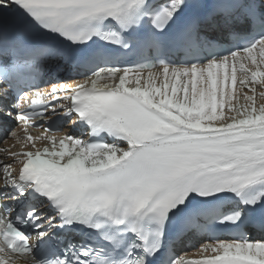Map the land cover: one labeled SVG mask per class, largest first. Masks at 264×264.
<instances>
[{
  "label": "snow or ice",
  "instance_id": "obj_1",
  "mask_svg": "<svg viewBox=\"0 0 264 264\" xmlns=\"http://www.w3.org/2000/svg\"><path fill=\"white\" fill-rule=\"evenodd\" d=\"M0 132V264H264V0H0Z\"/></svg>",
  "mask_w": 264,
  "mask_h": 264
},
{
  "label": "bare ground",
  "instance_id": "obj_2",
  "mask_svg": "<svg viewBox=\"0 0 264 264\" xmlns=\"http://www.w3.org/2000/svg\"><path fill=\"white\" fill-rule=\"evenodd\" d=\"M237 87H238V89H239V81H238V85H237ZM245 91H247V90L245 89ZM237 99H240L239 91L237 92Z\"/></svg>",
  "mask_w": 264,
  "mask_h": 264
},
{
  "label": "rangeland",
  "instance_id": "obj_3",
  "mask_svg": "<svg viewBox=\"0 0 264 264\" xmlns=\"http://www.w3.org/2000/svg\"><path fill=\"white\" fill-rule=\"evenodd\" d=\"M241 102H243V101L241 100Z\"/></svg>",
  "mask_w": 264,
  "mask_h": 264
}]
</instances>
